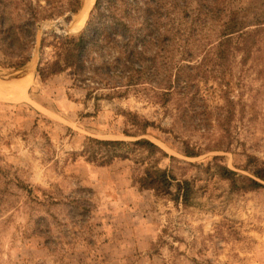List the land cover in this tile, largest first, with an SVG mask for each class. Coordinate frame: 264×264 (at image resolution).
<instances>
[{
  "label": "rangeland",
  "instance_id": "374dc122",
  "mask_svg": "<svg viewBox=\"0 0 264 264\" xmlns=\"http://www.w3.org/2000/svg\"><path fill=\"white\" fill-rule=\"evenodd\" d=\"M3 1L17 25L42 19L33 40L0 33V86L27 95L0 101V264H264V0H161L158 61L113 77L75 76L57 57L55 36L82 34L97 0ZM137 1L102 7L138 30ZM234 25L258 40L234 38L222 62ZM48 64L60 70L44 80ZM181 70L194 89L171 87ZM150 167L169 194L140 185Z\"/></svg>",
  "mask_w": 264,
  "mask_h": 264
},
{
  "label": "trees",
  "instance_id": "16d2710c",
  "mask_svg": "<svg viewBox=\"0 0 264 264\" xmlns=\"http://www.w3.org/2000/svg\"><path fill=\"white\" fill-rule=\"evenodd\" d=\"M106 3L113 5L112 0H97L91 20L82 34L78 37L68 38L55 36L58 40L59 47L57 57L60 59L61 63L64 67L72 69L74 75L78 77H86L85 75L88 71L91 74L99 75L100 77H113L114 75L129 74L128 71L130 70L139 74H144L146 68L152 70L154 67L153 65L158 61V54L147 55L150 37L153 35L157 41H159L157 30L153 27L156 24L152 21L154 18L152 9L153 7H156L158 10L160 8L159 3H161V0L144 1L146 5V9L144 10L145 25L138 30L134 24L127 20V17L129 18L130 14L125 15L126 18H119L114 14L107 15L106 8L102 7ZM201 3L203 8L213 9L211 5L213 3L215 4L216 1L202 0ZM5 4L6 3L3 0H0V33L5 37L2 39L3 43L15 45L20 42L22 37L33 40L36 33L35 26L42 17L31 13L24 26L17 25L9 18L10 12H8ZM135 4V9H138L139 2L137 0H135ZM29 9L31 10V6H29ZM208 12H211V10ZM50 17L53 16L50 15L43 18ZM257 35L258 34L243 32V29L238 25L228 26L222 35V39L219 41L217 50L218 54H216L217 58L223 62L229 57L231 44L234 41V38L241 39L245 44V47L252 49V46L257 43ZM160 43V41L157 42L155 46H159ZM93 55L99 57V64L95 65L93 63ZM28 60L29 57L13 67L19 68L25 65ZM141 63L144 64L142 65L143 67L140 69L136 68L137 65ZM201 64L202 66L204 65L203 61ZM90 69H92V71H90ZM59 70L60 69L57 65L48 64L45 67H42L39 72L42 79L46 80L50 75L57 74ZM183 72L184 70H181L180 73L177 72L179 74L175 75V80L171 83V87L174 90L190 91L196 87V84L183 78ZM143 129L146 130V126ZM98 143L115 147L124 145V142L114 141H98ZM145 146H151L158 150L154 145L146 144ZM222 176L232 178L231 172L226 167H222ZM139 183L143 188L152 189L157 193L165 194L170 193L172 186V182L167 176L153 167L146 169L145 175L140 178ZM184 195L187 196L188 192Z\"/></svg>",
  "mask_w": 264,
  "mask_h": 264
},
{
  "label": "bare ground",
  "instance_id": "6f19581e",
  "mask_svg": "<svg viewBox=\"0 0 264 264\" xmlns=\"http://www.w3.org/2000/svg\"><path fill=\"white\" fill-rule=\"evenodd\" d=\"M87 1H88L87 2L88 5L90 2L92 5L95 0H87ZM21 83L24 84L25 82L22 81ZM24 100H26V93L24 91L19 90V89H15V88H11L8 86H0V101L19 102V101H24Z\"/></svg>",
  "mask_w": 264,
  "mask_h": 264
},
{
  "label": "crops",
  "instance_id": "0c3cea01",
  "mask_svg": "<svg viewBox=\"0 0 264 264\" xmlns=\"http://www.w3.org/2000/svg\"><path fill=\"white\" fill-rule=\"evenodd\" d=\"M26 98H27V95H26Z\"/></svg>",
  "mask_w": 264,
  "mask_h": 264
}]
</instances>
